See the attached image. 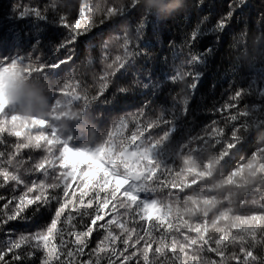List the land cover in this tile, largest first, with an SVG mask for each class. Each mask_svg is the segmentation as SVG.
<instances>
[{"label": "trees", "instance_id": "16d2710c", "mask_svg": "<svg viewBox=\"0 0 264 264\" xmlns=\"http://www.w3.org/2000/svg\"><path fill=\"white\" fill-rule=\"evenodd\" d=\"M140 2L143 4L142 9L131 8L130 0H0V64L11 63L12 58L20 57L23 58V64L31 63L35 67L71 57L58 69L33 71L31 75L22 73L18 77L32 78L33 84L45 92L48 105L45 113L24 115L10 104L5 111L10 115L33 120L38 118L41 123L51 124L60 139H72L70 147H94L108 140L109 133L113 134L117 144L123 140L125 146H128V138L133 132L138 128L143 130L149 123L155 122L158 126L147 128L143 139L147 140L148 136L158 139L169 132L156 155L167 163L170 171L159 176L158 182L151 184V187L157 189L155 193H150L151 198L165 204L172 202L174 208L178 199L183 213L186 196L211 190V194L223 199L231 191V203L218 205L209 214V221L225 208H230V215L233 216L259 213L264 210V185L257 180L246 188H236L224 186V180L238 165L246 164L254 154L258 167L261 161L259 150L264 149V127L260 126L264 123V0H164L166 6H161L160 0ZM114 3L125 6L124 16L107 20L101 25L103 9ZM238 3L243 6L236 8ZM81 5H85L83 16L80 15ZM233 9V16L225 29L219 33L211 32L217 22ZM153 10L161 17L147 14ZM37 11L45 17L35 16ZM60 17H64L69 25L77 19L81 20V28L87 25L91 17L97 26L78 37L67 48L59 49L70 32L69 28L56 22ZM197 26L206 35L196 42L193 54L203 51L208 45L213 50L201 64L193 66V70L200 75L199 82L190 90L187 87L188 80L174 82L171 76L177 69L187 70V38ZM125 35L130 41L127 50L124 48ZM128 52L141 54L129 57ZM117 57H120V62H127L126 68L108 76V87L101 93L100 85L104 82L102 78L115 70V66L109 68V65H113ZM237 90L242 92L239 99L233 100ZM229 104L235 106L229 108ZM138 112L143 114L137 116ZM244 112L248 115H241L236 121L230 119ZM121 119H124L123 127L120 126ZM24 124L28 126L27 119ZM241 124H245L248 129L244 133V143L225 157L226 164L222 161L213 176L198 182V186L193 185L183 191L180 188L171 189V183L182 186L191 182L192 177L187 174L184 157L193 156L191 165L201 166L199 170L202 171V165L214 160L223 150L233 126L239 127ZM217 129L222 130V135H217ZM16 131H21V136L8 135L7 131L0 133V153L5 154L3 159L6 161L8 154H13L12 163H5L4 167L18 172L29 186L32 181L41 180L59 183V171L49 170L47 176L33 171L34 166L45 157L52 159V155L46 151L48 145L45 141L40 142L44 147L19 148L17 151L20 144L27 143V134L33 137L38 135V128H18ZM43 131L48 139H52L51 129L47 125ZM199 137H204V140L195 139ZM185 144L195 151L182 149L181 146ZM59 148V145L53 147L56 156L59 155ZM71 159L73 162L81 161L79 169L87 170L88 164L81 156H73ZM0 183H3L2 178ZM72 183L73 188L69 191L75 190L79 195L77 182ZM25 191L23 185L17 187L11 182L0 187V196L5 198L0 200V220L6 218L5 212L9 215L13 213L15 204L9 205L8 202ZM169 191L173 193L171 196ZM53 194L63 199L62 188L56 189ZM69 199L72 200L71 197ZM72 202L79 207L78 201ZM57 206L53 201L51 206L37 212L31 209L25 212V220L0 224V247L5 249L4 264H18L13 260V253L7 251V242L44 229L50 224ZM183 218L193 224L203 219L199 213H183ZM87 222L85 218L80 226L73 229V233L85 231L83 224ZM224 224L220 222L221 227ZM57 227L64 229L65 244L60 249V255L63 260H68L64 253L68 250L74 253L77 251L73 243L75 235L70 237L67 226L60 222ZM112 230L114 235H120L115 225ZM230 231L234 233L236 229ZM105 235L106 230L94 231L88 237L83 254L76 256L71 264H94L96 253L93 250ZM182 238V235H178V239ZM34 243H22L15 250L17 255L23 257L19 264H41L44 253L35 249ZM59 243V236L52 240V245L59 246ZM116 243L123 250V244L119 241ZM108 244L105 241L102 248ZM140 247L143 248V244ZM251 250L257 257L253 264H264V243H258ZM128 251L130 253L132 249ZM233 252L240 257V261L243 260L238 246H230L227 254ZM191 254V251L187 252L189 257ZM175 255L184 254L177 250ZM149 256L150 259H160L153 257L151 251ZM168 256L172 257L171 251ZM200 257L210 261L219 260L215 253L207 250L201 252ZM100 261L101 264H108L107 254H102ZM131 264L137 262L132 261ZM175 264H180V261L175 260ZM228 264L238 262L230 260Z\"/></svg>", "mask_w": 264, "mask_h": 264}, {"label": "snow or ice", "instance_id": "6c2138e0", "mask_svg": "<svg viewBox=\"0 0 264 264\" xmlns=\"http://www.w3.org/2000/svg\"><path fill=\"white\" fill-rule=\"evenodd\" d=\"M160 4L166 6L164 0H160ZM242 6V3H238L235 7ZM130 7L142 9L143 4L140 0H130ZM84 9L85 5H81V16L84 15ZM125 11V6L120 3H114L112 6L104 8V17L100 19V24L103 25L107 20L123 17ZM233 11L234 9L230 10L227 16L221 18L210 31L215 33L223 31L228 20L232 18ZM147 14L161 17L154 10ZM35 16L45 17L39 11L35 12ZM56 22L62 27L70 29L69 36L61 42L59 49L67 48L78 37L97 26L91 21V17H89L87 25L83 28H81V20L79 19L72 25H69L64 17H60V20ZM117 22L119 23V20ZM204 35L206 34L200 31L199 26L191 32L187 38L189 48L186 60L187 70L177 69L175 74L171 76L174 82L188 80L187 87L190 90L199 82L200 75L199 72L193 70V66L201 64L206 55L213 50L211 45H208L203 48V51L193 54L192 49L195 48L196 42ZM216 38L218 40L219 36ZM129 43L130 41L125 35V50H127ZM139 54L141 53H127L129 57ZM143 54L146 55V53ZM67 59H71V57L69 56ZM67 59L34 67L31 63L23 64V58L16 57L11 59V63L0 64V133L7 131L8 135L19 137L21 131H16V129L37 127L39 130L38 135L33 137L27 134V143L20 144L17 151L19 148L44 147L40 142L45 141L48 145L46 151L52 155V159L45 157L34 166L33 171L40 172L44 176L49 175V170L60 172L59 183H46L41 180L39 182L32 181L31 186H29L18 172L9 171L4 167L5 163H12L13 154H8V159L5 161L3 159L5 154L0 153V178L3 180L0 187H5L11 182L17 187L23 185L26 189L21 196H14L8 202L9 205L15 204L13 213L9 215L5 212L6 218L0 220V224H7L11 220H25L27 219L24 215L25 212L30 209L37 212L41 208L51 206L53 201L58 205L50 224L44 229L28 236L21 235L18 239H10L7 242V251L13 253V260L19 264L23 257L17 255L15 250L19 249L22 243L28 244L34 241V248L42 250L44 253L41 264H71L76 256L83 254L88 237L94 231L106 230L104 239L93 250L96 253L94 264H101L100 256L102 254H107L108 264H131L132 261H136L137 264H175V260H179L180 264H228L230 260H235L238 264H253L257 257L251 249L255 248L258 243H264V210L251 215L233 216L230 215L232 210L225 208L223 211H218V214L209 221V214L217 209L218 205L225 202L231 203L232 193L229 191L223 199H218L216 195L211 194V190L207 193L198 192L195 195L186 196L184 199L183 213L193 215L199 213L203 218L202 222L193 224L188 219L183 218L178 199L177 206L174 208L172 202L165 204L163 201L150 197V193L157 191L155 187H151V184L158 182L159 176H163L170 171L167 163L156 155L157 149L167 140L169 132H165L158 139H153L151 136H148L147 140L143 139L147 128L158 126L155 122L149 123L143 130L138 128L136 132H133L131 137L128 138V146H125L123 140L117 144L113 139V134L109 133L108 140L94 147H70L69 144L72 139H60L57 130L51 124L41 123L38 118L33 120L10 115L5 111L9 104L6 88L10 81L18 78L22 73L31 75L33 71L58 69L62 64L67 63ZM126 63V61L120 62V57H117V61H114L113 65H109V68L115 66V70L102 78L104 82L100 85L101 93L108 87V76L115 75L117 71L126 68ZM241 92L242 90H237L232 99H239ZM93 99L95 100L96 97H93ZM234 106L233 104L228 105L229 108ZM142 114V112H138L136 115ZM241 115L247 116L248 113H237V115L231 116L230 119L236 121ZM26 119L28 120L27 127L24 124ZM163 122L166 124L171 123L170 121ZM45 125L51 129L52 139H48L45 135L43 131ZM120 126H124V119H121ZM260 126L264 127V123ZM247 130L245 124H241L239 127L234 125L223 150L215 156L214 160L204 163L202 171L199 170L201 166L193 167L191 165L190 161L193 156L184 157L187 174L192 177L191 182L182 186L171 183V189L180 188L183 191V189L191 188L193 185L198 186V182L213 176L214 172L221 166L222 161L225 164L227 163L225 157L230 156L234 149L244 143V133ZM216 133L222 135V130L217 129ZM195 139L204 140V137ZM56 145L60 146L58 156L53 153V147ZM181 148H187L190 152L195 151V149L189 148L188 144L182 145ZM259 154L261 161L258 167L256 154H254L246 164L241 163L229 173L224 180V186L246 188L250 183L257 180L264 185V149H260ZM77 155L88 158L89 163L86 171L79 169L78 165L81 161H72L71 158ZM78 172L79 176H77ZM74 181L77 182L76 187L79 189V195L75 190L69 191L73 188L72 182ZM60 188L63 191V199L53 194L56 189ZM213 188L216 187L213 186ZM172 194L169 191V195ZM70 197L72 200L69 199ZM3 199L5 198L0 196V200ZM73 200L79 202V207L72 202ZM5 207H8V205ZM85 218L88 221L83 224L86 230L73 233V229L80 226ZM221 221L225 222L223 227L220 226ZM58 222L67 226V234L70 237L73 234L75 235L73 243L76 245L77 251L75 253L71 250L66 251L64 255L68 257V260H63L60 255V249L64 247L65 241L63 240L64 229L57 227ZM113 225L119 230L120 235L113 234ZM129 225H132V227H129ZM233 228L236 229L234 233L230 231ZM178 235H182V240L178 239ZM57 236L60 237L59 246L52 245V240ZM105 241L109 244L102 248ZM117 241L123 244V250L118 248ZM141 244H143V248L140 247ZM50 245L52 246L50 247ZM230 246L233 248L238 246L239 252L243 254L242 261L235 252L231 255L227 254ZM129 249H132L130 253ZM177 250L184 255L176 256ZM205 250L215 253L219 260L202 259L200 253ZM150 251L153 257H159L160 259H150ZM169 251L172 253L171 258L168 256ZM188 251L192 253L190 257L187 255ZM4 252L5 249L0 247V264H4Z\"/></svg>", "mask_w": 264, "mask_h": 264}, {"label": "clouds", "instance_id": "9594fccd", "mask_svg": "<svg viewBox=\"0 0 264 264\" xmlns=\"http://www.w3.org/2000/svg\"><path fill=\"white\" fill-rule=\"evenodd\" d=\"M9 104L24 115L43 114L47 110L45 92L35 86L32 78H16L6 88Z\"/></svg>", "mask_w": 264, "mask_h": 264}, {"label": "rangeland", "instance_id": "374dc122", "mask_svg": "<svg viewBox=\"0 0 264 264\" xmlns=\"http://www.w3.org/2000/svg\"><path fill=\"white\" fill-rule=\"evenodd\" d=\"M83 161H84L85 163H87V164L89 163V160H88L87 157H84V158H83ZM93 167H95V165H93Z\"/></svg>", "mask_w": 264, "mask_h": 264}]
</instances>
